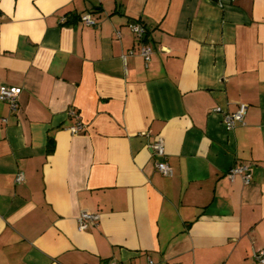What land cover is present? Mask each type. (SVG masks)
<instances>
[{"label":"crops","instance_id":"1","mask_svg":"<svg viewBox=\"0 0 264 264\" xmlns=\"http://www.w3.org/2000/svg\"><path fill=\"white\" fill-rule=\"evenodd\" d=\"M1 86L0 264H259L264 0H0Z\"/></svg>","mask_w":264,"mask_h":264},{"label":"built area","instance_id":"2","mask_svg":"<svg viewBox=\"0 0 264 264\" xmlns=\"http://www.w3.org/2000/svg\"><path fill=\"white\" fill-rule=\"evenodd\" d=\"M82 22L86 25H94L96 24V20L89 14L84 13L80 16ZM133 32L137 34V36L142 37L145 29L141 24L132 23L130 25ZM119 35V32H117ZM151 47L147 44H142L139 48V54L144 58L145 61H148L151 56ZM19 91L15 87L11 86H1L0 87V100L5 101L9 104L12 110H16L18 108ZM246 103H239L238 107L231 112L223 113V123L226 129L231 130L237 124H243L245 122V112H246ZM84 128V124L80 121H77L76 124L69 127L71 132H77ZM150 148L152 151V156L154 158L155 166L158 171H160L164 175H171L172 168L168 164L165 158V146L163 139L161 137L155 138V140L150 144ZM228 176L233 178L234 175L240 174L243 178V181L248 183L252 178V171L249 165L247 164H235L228 170ZM23 179V173L18 172L16 176L17 181H21ZM99 220V214L91 211H82L78 216V229L85 230L92 224L97 223ZM253 258L259 263L264 264V248L256 250L253 252ZM106 264H117L114 261H108ZM149 264H153V262H149Z\"/></svg>","mask_w":264,"mask_h":264},{"label":"trees","instance_id":"3","mask_svg":"<svg viewBox=\"0 0 264 264\" xmlns=\"http://www.w3.org/2000/svg\"><path fill=\"white\" fill-rule=\"evenodd\" d=\"M50 144H51V141H50ZM52 150V145H50L49 149H48V152Z\"/></svg>","mask_w":264,"mask_h":264},{"label":"water","instance_id":"4","mask_svg":"<svg viewBox=\"0 0 264 264\" xmlns=\"http://www.w3.org/2000/svg\"><path fill=\"white\" fill-rule=\"evenodd\" d=\"M132 23H135L134 21H132Z\"/></svg>","mask_w":264,"mask_h":264}]
</instances>
